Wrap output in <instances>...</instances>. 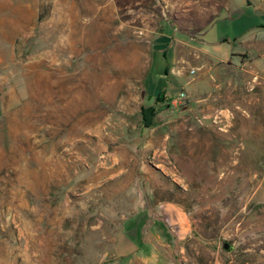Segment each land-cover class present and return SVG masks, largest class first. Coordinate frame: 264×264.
Masks as SVG:
<instances>
[{"label":"rangeland","instance_id":"1","mask_svg":"<svg viewBox=\"0 0 264 264\" xmlns=\"http://www.w3.org/2000/svg\"><path fill=\"white\" fill-rule=\"evenodd\" d=\"M258 1L0 0V264H128L160 203L179 263L264 264V40L231 58L222 18Z\"/></svg>","mask_w":264,"mask_h":264},{"label":"crops","instance_id":"2","mask_svg":"<svg viewBox=\"0 0 264 264\" xmlns=\"http://www.w3.org/2000/svg\"><path fill=\"white\" fill-rule=\"evenodd\" d=\"M222 15L228 22L230 32L223 41L233 44L231 58L241 57L248 47L247 43L253 42V39L257 46L259 41L264 40V0L257 4H240L235 11L224 10ZM174 72L172 69L171 73L176 76ZM181 78L172 77L169 83L167 79L162 82L161 88L165 90V95L171 93L173 101L179 94L175 91L176 88L183 86ZM144 212L142 223L132 231L135 240L125 236L123 232L118 236L115 247L118 259L128 264L133 260L143 264H163L166 260L172 264H182L175 259L174 254L178 250L183 254V243L191 238L192 223L188 213L176 203H160Z\"/></svg>","mask_w":264,"mask_h":264},{"label":"trees","instance_id":"3","mask_svg":"<svg viewBox=\"0 0 264 264\" xmlns=\"http://www.w3.org/2000/svg\"><path fill=\"white\" fill-rule=\"evenodd\" d=\"M165 96V90H163L159 95L156 97V101L159 102L163 99ZM156 114L155 107L151 106L148 108H143L142 110V117H143V122L144 125L147 128H150L154 125V116Z\"/></svg>","mask_w":264,"mask_h":264},{"label":"built area","instance_id":"4","mask_svg":"<svg viewBox=\"0 0 264 264\" xmlns=\"http://www.w3.org/2000/svg\"><path fill=\"white\" fill-rule=\"evenodd\" d=\"M185 100V93L181 92L178 94V96L174 99L173 103L177 104L178 102Z\"/></svg>","mask_w":264,"mask_h":264},{"label":"water","instance_id":"5","mask_svg":"<svg viewBox=\"0 0 264 264\" xmlns=\"http://www.w3.org/2000/svg\"><path fill=\"white\" fill-rule=\"evenodd\" d=\"M227 247H228V246H227V245H225V248H226V249H227Z\"/></svg>","mask_w":264,"mask_h":264}]
</instances>
